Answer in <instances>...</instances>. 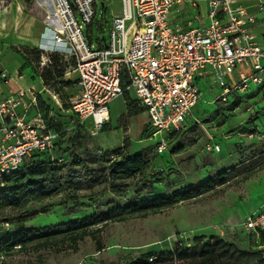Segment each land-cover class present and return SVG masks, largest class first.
Returning a JSON list of instances; mask_svg holds the SVG:
<instances>
[{"label": "rangeland", "instance_id": "1", "mask_svg": "<svg viewBox=\"0 0 264 264\" xmlns=\"http://www.w3.org/2000/svg\"><path fill=\"white\" fill-rule=\"evenodd\" d=\"M104 1L108 7L101 22L106 30L122 4L121 0ZM51 6L43 0H0V68L13 77L18 74L20 84L36 92L46 87L39 78L41 68L36 58L25 54V48L40 50L38 42ZM197 84L202 97L193 109V120L162 155L155 151L156 140L147 113L128 116L126 97L112 102L109 121L97 130L93 123L86 128L78 126V121L65 113L66 97L74 93L72 90H59L54 84L46 89L44 96L62 123L60 146L55 152L58 157L68 160L73 149L82 156H99L101 152V157H108L121 149L130 154L142 153L150 162L149 170L145 178L120 187L119 194L104 185L74 197L60 196L32 204L21 212L0 214V221L8 220L11 228L21 214L38 212L27 225L42 230L92 215L98 201L103 207L124 205L137 198L133 188L140 183H146L159 196L206 182H212V190L176 202L173 208L148 218L111 224L98 242L87 238L76 251L30 247L20 251L18 247L5 253L0 248V264H124L148 252H168L178 243L192 244L201 235L221 236L241 249L264 251L257 235L246 229L248 218L264 211V169L241 182L244 175L264 164V86L251 84L240 97L230 95L222 101L217 100L222 89L213 86L212 79H201ZM131 98H136L133 92ZM77 132L82 140L74 144ZM211 139L220 145L219 153L206 150ZM91 170L99 173L103 168L93 166ZM99 244L104 248L101 252Z\"/></svg>", "mask_w": 264, "mask_h": 264}, {"label": "built area", "instance_id": "2", "mask_svg": "<svg viewBox=\"0 0 264 264\" xmlns=\"http://www.w3.org/2000/svg\"><path fill=\"white\" fill-rule=\"evenodd\" d=\"M43 1L52 6L39 39L40 68L51 64L52 54L69 64L65 77L76 81L77 90L69 111L79 125L101 129L112 102L133 92L162 154L170 134L193 120L202 97L199 80L212 79L222 101L251 84L264 86V0H205L207 25L199 24L198 0H121L120 13L104 32L96 27L106 1ZM185 5L192 19L175 26L172 15ZM13 79L0 68V187L34 153H51L58 138L39 112L37 97L45 88L15 90ZM206 150L219 153L221 147L211 139ZM263 228L264 211L248 218L249 232Z\"/></svg>", "mask_w": 264, "mask_h": 264}, {"label": "trees", "instance_id": "3", "mask_svg": "<svg viewBox=\"0 0 264 264\" xmlns=\"http://www.w3.org/2000/svg\"><path fill=\"white\" fill-rule=\"evenodd\" d=\"M96 29L103 32L102 22L97 24ZM25 54L34 55L36 63L40 66L43 56L41 50L25 48ZM50 60L51 64L48 67L41 68L39 78L46 87L45 90L54 84L59 90L70 89L74 92L66 97V110H64L65 113L74 117L69 111L68 102L77 90L76 81L65 77L69 64L59 54L50 55ZM44 91L37 97L39 112L47 122L49 130L58 134V138L55 140L51 153H34L19 170L5 179L4 187H0V214L7 211L21 212L32 204H42L60 196L74 197L72 195L104 185L109 186L115 194H119L120 187L127 182L146 177L150 162L142 153L130 154L118 149L108 157H101V154L82 156L73 149L68 160L58 157L55 152L57 153L60 146L62 123L54 115V107L45 98ZM124 97H126L128 116L146 113V110L128 93ZM78 126L86 128L79 123ZM255 131L256 129L253 133ZM181 133L170 134L172 139L170 145ZM81 138L80 132H77L72 142L76 144L82 140ZM155 151L159 154L156 144ZM93 166L102 167L103 171L96 173L91 170ZM263 169L264 164L251 170L242 177L241 182L248 181ZM210 190H212V182H206L173 195L159 196L154 194L146 183H140L133 188L137 198L124 205L103 207L101 201H98L97 211L92 215L81 219H71L42 230L29 228L27 225L28 221L39 215L38 212L21 214L12 228L8 220L0 221V248L5 253H11L18 247L20 251L29 247L36 250L76 251L79 244L87 238L98 242L104 230L111 224L148 218L173 208L176 202L197 198ZM143 192H146L145 196ZM43 213L45 214L46 211ZM4 223H8L9 228H6ZM255 235L260 240V246H264V228ZM103 249L99 244L98 252ZM124 264H264V251L241 249L236 243L221 236L201 235L196 236L192 244L178 243L168 252H148L128 259Z\"/></svg>", "mask_w": 264, "mask_h": 264}, {"label": "crops", "instance_id": "4", "mask_svg": "<svg viewBox=\"0 0 264 264\" xmlns=\"http://www.w3.org/2000/svg\"><path fill=\"white\" fill-rule=\"evenodd\" d=\"M198 10L201 14V20H200L199 24L207 25L209 20L207 17V4H206L205 0H198ZM192 15H193V11L185 5L181 8L180 12H174L173 13V15H172L173 24L175 26L185 27L187 25L188 21H190L192 19ZM20 81H21L20 78L17 79L15 76L14 79L12 80L11 86L15 90L33 88L31 86H25V87L22 86L20 84Z\"/></svg>", "mask_w": 264, "mask_h": 264}]
</instances>
